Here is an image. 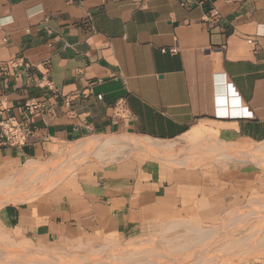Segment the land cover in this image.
<instances>
[{
	"label": "crops",
	"instance_id": "0c3cea01",
	"mask_svg": "<svg viewBox=\"0 0 264 264\" xmlns=\"http://www.w3.org/2000/svg\"><path fill=\"white\" fill-rule=\"evenodd\" d=\"M198 1L0 0V120L38 104L26 146L0 141V168L102 136L175 142L204 129L241 149L264 142V0ZM195 175L89 161L71 187L5 205L0 230L43 249L76 229L139 232L169 186ZM203 177L210 193L248 190L257 175L245 164Z\"/></svg>",
	"mask_w": 264,
	"mask_h": 264
},
{
	"label": "rangeland",
	"instance_id": "374dc122",
	"mask_svg": "<svg viewBox=\"0 0 264 264\" xmlns=\"http://www.w3.org/2000/svg\"><path fill=\"white\" fill-rule=\"evenodd\" d=\"M192 132H197V134L192 135ZM108 137H112V136L96 137L81 142H77L74 144H65L58 146L56 147L55 152L53 153L50 159L41 163L40 162L35 163V165H33L32 168L27 167L29 164L28 165L25 164L17 168H13L10 166L1 167L0 179L3 176L11 177L10 179L4 181H9V182L15 181V183L10 185L11 187L9 186V188L0 187V193L4 190H5L4 192L8 191L7 188L9 190L15 187L20 188L24 184L23 187L25 189H31V190L22 191V193L20 194L21 196H19L22 197L21 199L22 201L15 203L12 202V203L13 204L28 203L33 199H35L36 197H38L39 195L47 191H50L56 185L65 184L71 187L73 185L72 183L75 182V178L79 168H81L89 161H96L100 165L104 166L125 158L129 159L130 161L136 162L138 166H140L142 163L148 160H155L159 163L163 171L165 170L167 172H170L171 170H175L181 173H185L186 175H192V176L196 174L194 178L195 179L197 178L199 184H195L191 186L170 185L167 194L165 195L163 200H161V202L157 204L158 209L155 215L151 219H149L150 222L148 224L141 227V230L139 232L128 233V232L116 231L112 229L110 226H104L101 227L100 229L93 228L91 230L76 229L74 230L73 235H70L68 238H64L61 243H57V245H52V248L43 249L41 247H34L32 244H30L27 241H19V240L17 241L12 237H9L8 233H2L0 230V251L3 254L4 253L8 254V255L6 254L7 256L5 254L3 255L4 257L2 256L3 260H0V264H7V261L9 262L19 258L20 257L19 255L21 254L24 255L23 259L27 261L26 263L25 261H23L24 263L22 264H30L31 261L32 262L38 261L37 259H39V261H44L47 260L51 255L58 258L59 264H71L70 259L72 261H76L77 263V261H79V258H84V257L88 259H99V260L102 259L103 261L109 262V264H113V263L135 264V262L136 264L137 263L141 264L143 262L146 264H160V263L172 264V262H170V257L173 258L175 257V255L173 254L171 256L170 254L166 255V253L162 250L163 247L158 249L156 246L152 247L154 243L150 245L149 243H144L143 241L149 239L157 240L158 238L157 234H162V233H164L167 236V238L177 237L183 234H187L186 230L181 226H189L192 228H198L203 230H211V229L219 230L220 228L224 227V219L228 217L229 218L234 217V214L235 215L247 214L248 210H257L263 212V217L261 218L262 221L254 220L252 221L253 222L252 226L255 227L259 226V224L264 221V195H263L264 192L262 191L263 190L262 188L264 187V153L257 154L254 151L255 148L260 144L255 145L254 147L249 149H241L231 144L220 143L218 140L215 139L214 134L211 131L200 129L189 132L184 137H182L180 141L178 140L175 142H155L149 140V142H152L155 145L153 146V148L150 149L131 146L133 149L127 150L121 144H113L111 146H107L103 148L100 154L97 155L95 153L97 151V146L96 144H94L95 139L108 138ZM113 137L121 138V139H133V140L140 139L142 141L144 140V142L148 141V139L146 141L145 138L135 137V136H119V137L113 136ZM83 142H85L86 145L78 148L77 146L81 145V143ZM215 144L216 145L222 144L225 149L224 153L226 152L225 154L231 155L233 159H220L218 158L220 152L207 150L206 148L207 146L211 147V145L213 146ZM225 145L228 148L225 147ZM163 147H168L170 149L164 151L162 149ZM160 149L162 150L160 151ZM149 150H151L152 152H150ZM162 151L165 153H163ZM241 154L247 155V158L243 157V155ZM69 162H71L73 165H71V163ZM245 164H253L255 166V172L257 177L253 183L254 186L252 188L248 190H239L238 188L230 189L229 187H227L224 188L222 192L214 191L210 193L205 189L206 186L203 184H205L206 182L204 181L203 172L208 171V173L210 172L214 174L217 171L229 167L242 166ZM28 169H30V171L33 172V174L30 171H28ZM33 169L36 170L34 171ZM42 169H46V170L43 171ZM65 172L67 173L65 174ZM40 173L42 174L41 178L45 177L44 179L40 178ZM26 174H28L29 177ZM37 174L39 175V177H37L38 176ZM59 175L61 176L59 177ZM34 176L36 179L39 178L37 180L38 183H36L37 181L33 182L36 180L34 179ZM45 179L48 180L45 181ZM21 180L23 181V184ZM40 181L41 183H39ZM70 182L72 183L70 184ZM28 185L29 187L26 188L25 186ZM31 191H34L35 193ZM4 192H2L0 195V210L5 205L11 204V203L2 204V202H4V200L7 199L6 196H9L6 195V193L4 194ZM2 195L4 196V199ZM25 196L26 198H23ZM174 220H178V221H175L170 225L167 224ZM163 222H167L165 223L167 225L163 224V226L160 228L158 232V226L160 223ZM169 226L172 227L169 228ZM230 230H231L230 228H227V231ZM248 230L249 228L247 227L246 231ZM257 235L258 233L253 234L254 237ZM188 236H191V238L194 239L195 234L188 233ZM135 243L137 244L135 245ZM109 244L110 245L112 244V247L115 248L111 247V252H107L105 256L101 257L96 254H92L93 252H96V250L97 252L103 251L104 247H106ZM145 244H147V246L149 244V246L148 247L143 246ZM163 245L166 246V243L165 244L163 243ZM124 247L125 249L132 247L131 248L132 250L133 249L137 251L139 250L138 252L136 251L137 252L136 255L132 256L133 260L131 259L128 262H123L119 259L112 258V255L114 257L115 254H117L116 252H120V250L124 249ZM254 248H256V250ZM261 248L260 247L257 248L253 246V250L252 248L250 249L252 255L249 252V250H244V249L243 250L241 249L240 252H238L237 254H233L234 252H236L235 249H230L223 253H221L222 251H213L209 255L210 256L214 255L213 257H215L216 253L219 254L217 255L218 258L216 256V260L219 259L216 262L220 264L221 263L226 264L227 262L229 264H264V252H263L264 248L262 249ZM257 249H259V251L261 249L263 255H261L262 253L258 252ZM156 252L157 255H159V257L155 254ZM151 253H153V255ZM224 255L225 257L229 255L231 258L229 256H228L229 258L228 257L225 258ZM5 256L7 258L4 260ZM160 256H162L163 258H161ZM11 257L12 258L15 257V258L11 259ZM146 257L148 258L152 257L153 263L151 262L152 261L151 258L148 259ZM157 257L159 259H162L161 262L160 261H158L159 263L156 262L157 260H159ZM220 257H223L224 259L223 258L220 259ZM76 258L77 260H75ZM164 260L168 261V263L164 262ZM8 264H12V263L9 262Z\"/></svg>",
	"mask_w": 264,
	"mask_h": 264
},
{
	"label": "bare ground",
	"instance_id": "6f19581e",
	"mask_svg": "<svg viewBox=\"0 0 264 264\" xmlns=\"http://www.w3.org/2000/svg\"><path fill=\"white\" fill-rule=\"evenodd\" d=\"M93 140V139H92ZM94 141V140H93ZM147 141V139H146ZM210 142V140H209ZM208 142V143H209ZM218 143V142H217ZM94 144H96L97 146V151L95 152L97 155L100 154L101 150L107 146H111L113 144H121L123 145L124 148L126 149H129V150H132L133 146L135 147H138V148H146V149H150V148H153V146H155L152 142H149V140L147 142H144V140H140V139H121V138H114L113 136L112 137H108V138H97L95 139L94 141ZM86 145L85 142L81 143V145L77 146L78 148L82 147ZM197 145V144H196ZM205 145V144H204ZM235 145V144H234ZM132 146V147H131ZM203 146V145H202ZM207 146V145H206ZM94 147V146H93ZM225 147H227L225 145ZM71 148V147H70ZM205 148V147H204ZM207 150H213L215 152H220L219 155H218V158L220 159H233V157L231 155H228V154H225L224 153V147L222 144H215V145H211L210 146H207L206 147ZM228 148V147H227ZM96 149V148H94ZM164 151L167 149H170L168 147H163L162 148ZM160 149V151L162 150ZM72 151V150H70ZM150 152H152L151 150H149ZM154 151V150H153ZM159 151V150H158ZM252 151V150H251ZM255 153L257 154H260V153H264V142H262L259 146H257L255 148ZM163 152V151H162ZM242 152V151H241ZM69 153V152H68ZM154 153V152H153ZM165 153V152H163ZM212 153V152H211ZM95 154V155H96ZM155 154V153H154ZM256 154V155H257ZM216 155V154H215ZM237 155V154H236ZM235 155V156H236ZM243 155V157L247 158V155H244V154H241ZM252 155V153H251ZM105 156V155H104ZM200 156V155H199ZM234 156V155H233ZM255 156V155H253ZM100 157V156H99ZM64 158V157H63ZM62 158V159H63ZM67 158V157H66ZM208 158V157H207ZM217 158V159H218ZM238 158V157H237ZM254 158V157H252ZM243 159V158H242ZM250 159V158H249ZM64 160V159H63ZM67 160V159H66ZM203 160V158H202ZM239 160V159H238ZM253 160V159H251ZM65 161V160H64ZM234 161V160H233ZM71 163V162H69ZM77 163V161H76ZM82 163V162H81ZM29 164V165H28ZM27 165V167L29 168H32L33 165H35L34 162H29ZM32 165V166H31ZM71 165H73L71 163ZM26 167V168H27ZM44 167V166H43ZM49 167V166H48ZM77 167V166H76ZM40 168V167H39ZM41 169V168H40ZM47 169V168H46ZM46 169H42L43 171H45ZM34 170V169H33ZM36 170V169H35ZM34 170V171H35ZM66 170V169H65ZM72 170V169H71ZM74 170V169H73ZM28 171H30V169H28ZM31 172V171H30ZM48 172V171H47ZM29 173V172H28ZM33 174V172H31ZM38 173V172H37ZM51 173V172H50ZM58 173V172H57ZM67 172H65L66 174ZM31 174V175H32ZM48 174V173H47ZM60 174V173H59ZM28 175V174H26ZM25 175V176H26ZM30 175V176H31ZM38 175V174H37ZM46 175V174H45ZM55 175V174H54ZM63 175V174H62ZM24 176V177H25ZM36 176V175H35ZM34 176V179H36ZM42 174L40 173V178H41ZM47 176V175H46ZM58 176V175H57ZM61 175H59L60 177ZM29 177V175H28ZM39 177V175L37 176ZM55 177V176H54ZM17 178V177H16ZM45 178V177H44ZM44 178H41V179H44ZM51 178V177H50ZM56 178V177H55ZM10 179V178H9ZM39 178H37L35 181L33 182H36ZM40 179V180H41ZM54 179V178H53ZM63 179V178H62ZM15 180V179H13ZM26 180V179H25ZM33 180V179H32ZM31 180V181H32ZM48 180V179H45V181ZM61 180V179H60ZM22 181V180H21ZM29 181V182H31ZM17 182V181H16ZM27 182V181H26ZM50 182V181H48ZM13 183H15V181H1L0 182V187H8L10 185H12ZM38 183V181L36 182ZM41 183V181L39 182ZM53 183V182H52ZM21 184V183H20ZM22 184H23V181H22ZM21 184V185H22ZM28 184V183H27ZM46 184V183H45ZM54 184V183H53ZM52 184V185H53ZM24 185V184H23ZM22 185V187H23ZM30 185V183H29ZM28 186H25L26 188L29 187ZM37 185V184H36ZM35 185V186H36ZM51 185V186H52ZM55 185V184H54ZM53 185V186H54ZM40 186V185H38ZM42 186V185H41ZM11 187V186H10ZM15 187V188H11L10 190L7 188L8 191L4 192V194L6 193V195H9V196H6V200H4V202H2V204H5V203H11L13 204L12 202H19V201H22V197H19L21 196L20 194L22 193V191H30L31 189H25L24 187ZM34 187V186H33ZM37 187V186H36ZM31 188V186H30ZM46 188V186H45ZM44 189V187H43ZM1 192V193H2ZM31 192H34V191H31ZM0 193V195H1ZM35 193V192H34ZM33 194V193H32ZM31 194V196H32ZM38 194V193H37ZM3 196V195H2ZM29 196V195H28ZM9 197V199H8ZM30 197V196H29ZM20 198V200H19ZM23 198H26L23 197ZM3 199H4V196H3ZM24 201V199H23ZM27 201V200H26ZM239 212V211H238ZM233 215V214H232ZM263 217V212L262 211H257V210H248L247 214H234V217H228L226 219H224V227L220 228L219 230H203V229H198V228H192V227H189V226H181L183 227L187 234H183V235H180V236H177V237H169L167 238V236L162 233V234H157L158 238L157 240H146V241H143L144 243H149L150 245L154 243V245L152 247H157L158 249L163 247V251L167 254H170V256L173 254L175 255V257L171 258L170 257V262H172V264H217L218 262H216V256L219 255L216 253V256L213 257L214 255H209L211 252L213 251H222L221 253L223 252H226L227 250H230V249H235L236 252H234L233 250V254H237L238 252H240V250L244 249V250H249L250 252V249L252 248L253 250V246L255 247H262L264 248V221L262 223L259 224V226H252L254 220H257V221H262V218ZM248 218V219H246ZM171 223H169L168 225H170ZM172 226H169V228H171ZM247 227L249 228L248 231L247 230ZM227 228H230L231 230L230 231H227ZM188 233H193L195 234L194 236V239L191 238V236H188ZM255 233H258L257 236H253V234ZM141 243V242H140ZM163 243L165 244L166 243V246L163 245ZM137 243H135L136 245ZM148 244V246H149ZM131 245V244H130ZM143 246H147V244L143 245ZM147 246V247H148ZM111 247H112V244L110 245H107L106 247H104V250L103 251H100V252H93L92 254H96L98 256H105L107 252H111ZM129 247V246H128ZM151 247V248H152ZM112 248H115V247H112ZM117 248V247H116ZM127 248V247H126ZM132 248V247H131ZM131 248H127L125 249H122L120 250V252H116L117 254H115V256L113 257L112 255V258L114 259H119L123 262H128L129 260L132 259V256L136 255V253L139 251L137 250H132ZM150 248V249H151ZM155 248V249H157ZM261 248V249H262ZM131 249V250H130ZM146 249V248H144ZM148 249V248H147ZM256 250V248H254ZM259 251L260 253H262V251ZM27 250V249H26ZM101 250V249H100ZM115 250V249H114ZM31 251V249H30ZM33 251V250H32ZM137 251V252H136ZM114 252V251H113ZM264 252V251H263ZM30 253V252H29ZM164 253V254H165ZM251 255H252V252H250ZM5 254V253H4ZM1 251H0V260H3V255H4ZM7 254V253H6ZM5 254V255H6ZM111 254V253H110ZM149 254V253H148ZM153 255V253H151ZM157 255V252L155 253ZM161 254V253H160ZM163 254V256H164ZM225 254V253H224ZM248 254V253H247ZM254 254V253H253ZM259 254V253H258ZM8 255V254H7ZM6 255V256H7ZM19 255V254H18ZM29 255V254H28ZM144 255V254H143ZM151 255V256H152ZM249 255V254H248ZM260 255V254H259ZM263 255V253L261 254ZM3 256V257H2ZM5 256L4 260L7 258ZM16 256V255H15ZM20 257L13 260V261H9L11 262L12 264H22L24 263L23 261H25V263L27 262L25 259H23L24 255L21 254L19 255ZM26 256V255H25ZM77 256V255H76ZM148 256V255H147ZM159 257V255H157ZM221 256V255H220ZM227 256V255H226ZM229 256V255H228ZM227 256V257H228ZM250 256V255H249ZM60 257V256H59ZM108 257V256H107ZM106 257V258H107ZM157 257V258H158ZM161 258H163L162 256H160ZM166 257V256H165ZM225 257V255H224ZM225 257V258H227ZM230 257V256H229ZM228 257V258H229ZM15 258V257H13ZM11 257V259H13ZM37 258V257H36ZM66 258V257H65ZM100 258V257H99ZM111 258V257H110ZM136 258V257H135ZM144 258V257H143ZM148 258V257H146ZM152 259V257H149ZM148 258V259H149ZM169 258V257H167ZM218 258V256H217ZM223 258V257H220V259ZM231 258V257H230ZM74 259V258H72ZM159 259V258H158ZM166 259V258H165ZM224 259V258H223ZM241 259V257H240ZM38 261H31L30 264H59L58 263V258L54 257V256H49V258L47 260H44V261H39V259H37ZM77 260V258L75 259ZM109 260V259H108ZM133 260V259H132ZM145 260V259H144ZM147 260V259H146ZM155 260V259H154ZM162 259H159L157 260L156 262L160 261L161 262ZM168 260V259H167ZM226 260V259H225ZM80 261V262H79ZM79 261H72L70 259V262L71 264L73 263H76V264H109V262H106V261H103L102 259L99 260V259H88V258H79ZM115 261V260H114ZM118 261V260H116ZM142 261V260H141ZM140 261V262H141ZM223 261V260H222ZM229 261V260H228ZM7 261V264L9 263ZM29 262V261H28ZM69 262V260H68ZM139 262V263H140ZM148 262V261H147ZM153 263V259L151 261ZM164 262H167L168 261H165ZM216 262V263H215ZM227 262V261H226ZM119 263V262H118ZM122 263V262H121ZM131 263V262H130ZM144 263V262H143ZM141 263V264H143ZM159 263V262H158ZM225 263V262H224ZM228 263V262H227ZM226 263V264H227ZM115 264V263H113ZM120 264V263H119ZM134 264V263H133ZM136 264V262H135ZM138 264V263H137ZM146 264V263H144ZM162 264V263H160ZM165 264V263H164ZM169 264V263H168ZM220 264V263H218ZM222 264V263H221ZM229 264V263H228Z\"/></svg>",
	"mask_w": 264,
	"mask_h": 264
},
{
	"label": "built area",
	"instance_id": "2783aa9c",
	"mask_svg": "<svg viewBox=\"0 0 264 264\" xmlns=\"http://www.w3.org/2000/svg\"><path fill=\"white\" fill-rule=\"evenodd\" d=\"M189 2L190 0H185ZM205 3V0H199L198 4L202 5ZM214 14V11H211ZM252 43V41H248ZM171 53H174L175 50L171 49ZM2 68L0 67V71ZM100 99V97H98ZM38 104L34 102H27L24 105V111L26 115L24 119L18 120L13 117H8L6 119L0 120V141L3 142L6 146L11 148H22L26 146L33 134L31 128L30 116L37 109ZM117 108H119L117 106Z\"/></svg>",
	"mask_w": 264,
	"mask_h": 264
}]
</instances>
